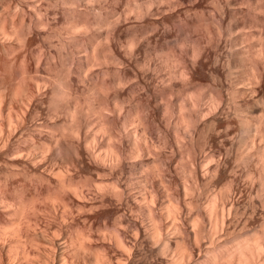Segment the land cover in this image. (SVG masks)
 Returning a JSON list of instances; mask_svg holds the SVG:
<instances>
[{
    "label": "clouds",
    "instance_id": "1",
    "mask_svg": "<svg viewBox=\"0 0 264 264\" xmlns=\"http://www.w3.org/2000/svg\"><path fill=\"white\" fill-rule=\"evenodd\" d=\"M0 264H264V0H0Z\"/></svg>",
    "mask_w": 264,
    "mask_h": 264
}]
</instances>
